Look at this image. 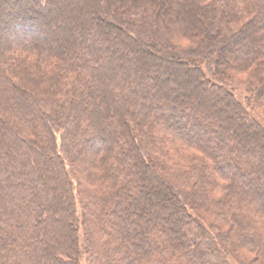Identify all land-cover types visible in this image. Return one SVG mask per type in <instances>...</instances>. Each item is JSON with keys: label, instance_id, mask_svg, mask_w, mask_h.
Instances as JSON below:
<instances>
[{"label": "trees", "instance_id": "1", "mask_svg": "<svg viewBox=\"0 0 264 264\" xmlns=\"http://www.w3.org/2000/svg\"><path fill=\"white\" fill-rule=\"evenodd\" d=\"M10 1L0 264H264V0Z\"/></svg>", "mask_w": 264, "mask_h": 264}, {"label": "rangeland", "instance_id": "2", "mask_svg": "<svg viewBox=\"0 0 264 264\" xmlns=\"http://www.w3.org/2000/svg\"><path fill=\"white\" fill-rule=\"evenodd\" d=\"M22 1H24V0H11L10 2H12V3H22ZM0 2H1V0H0ZM58 2V1H57ZM62 2V0L61 1H59V3L60 4H62L61 3ZM171 6V5H170ZM167 12H169V11H167ZM204 22H202V24H203ZM40 28V30H44L42 27H39ZM42 31H40L39 33H41ZM1 33V32H0ZM215 40H217V36L216 37H214L211 41H215ZM225 71H228L227 70V68H225ZM223 73V72H222ZM225 73V72H224ZM223 73V76L224 77H226V79L228 80H230L231 78H232V76H230V75H226V73L224 74ZM239 77V78H238ZM237 78H235L236 79V81L235 82H237V89H236V93H237V95L243 100V102H244V104L248 107V109H249V111L250 112H252V114H254L260 121H262V123H264V106L262 105V103H260L261 105H258V103L256 104V100L255 101H253V102H249V101H247V92H248V87H246L245 86V84H243V82H244V79L243 78H246V76L244 75H240V76H238ZM238 79V80H237ZM201 111H202V109H201ZM77 187H78V183H77ZM76 193V192H75ZM77 195V194H76ZM78 204H77V207H78V212L80 213L81 212V209H80V202H77ZM82 229V228H81ZM81 234L83 233L82 232V230H81V232H80ZM223 241V240H222ZM57 248V247H56ZM55 251V253H58V254H63V250H62V248L61 247H58L56 250H54ZM81 261H82V263L81 264H86V261H85V258L84 257H81Z\"/></svg>", "mask_w": 264, "mask_h": 264}]
</instances>
